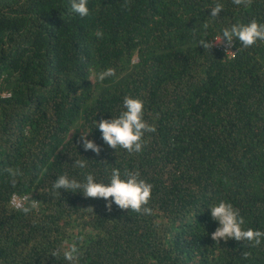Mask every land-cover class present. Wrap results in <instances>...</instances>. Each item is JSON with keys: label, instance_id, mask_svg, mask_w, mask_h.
I'll return each mask as SVG.
<instances>
[{"label": "trees", "instance_id": "trees-1", "mask_svg": "<svg viewBox=\"0 0 264 264\" xmlns=\"http://www.w3.org/2000/svg\"><path fill=\"white\" fill-rule=\"evenodd\" d=\"M218 2L224 10L209 20ZM88 5L81 18L71 0H0V264H68L52 252L73 241L78 264H183L168 253L171 241L186 264H264V241L217 244L207 208L226 199L245 228L264 230V42L197 44L223 26L264 21V0ZM109 67L117 75L98 81ZM125 95L145 101L155 128L139 154L115 152L93 127ZM92 130L99 156L80 141ZM79 155L87 168L72 166ZM113 166L153 184L151 215L53 188L65 173L107 181ZM13 195L35 201L32 211L15 210Z\"/></svg>", "mask_w": 264, "mask_h": 264}, {"label": "clouds", "instance_id": "clouds-1", "mask_svg": "<svg viewBox=\"0 0 264 264\" xmlns=\"http://www.w3.org/2000/svg\"><path fill=\"white\" fill-rule=\"evenodd\" d=\"M237 3L240 0H236ZM71 9L79 17L84 18L89 15L90 9L88 0H71ZM224 6L221 3L210 8L209 20L220 18ZM209 24L206 22L203 28L207 30ZM104 33L97 30V38H101ZM238 40L243 48H249L258 42H264V21L250 20L247 23L235 22L219 29V33L213 35L211 41L205 35L197 41L204 49L213 47L214 43L224 42L229 47L233 41ZM117 70L109 67L96 75L98 81H105L108 78L115 77ZM12 95L11 92L8 93ZM94 130L100 133V139L105 145L117 151L123 149L129 154L142 153L146 146L145 134L155 131V128L148 124L145 119V101L133 95H125L117 114L111 115L109 119H95L93 121ZM88 131L80 137V141L85 152L91 151L97 156L102 151V146L95 140L88 139ZM77 151V150H76ZM80 156V155H79ZM81 159H74V168L85 169L88 167L89 160L80 156ZM107 165V164H106ZM10 175L16 177L20 175L19 170L9 169ZM53 188L61 196V192L81 193L85 198L103 199L106 201V207L111 210L115 205L121 210H130L141 214H152V209L148 207L153 194V184L142 178L138 171L125 170L123 173L119 167L113 166L110 178L105 181L97 178L95 172H89L86 178L81 181L74 176L65 173L57 176L53 182ZM31 206H25L26 204ZM35 201L29 200L27 196L13 195L11 205L15 210H22L27 214L32 211ZM191 206V205H190ZM206 207V206H203ZM208 210L211 218L217 223V227L211 234V238L219 244L221 241H242L250 245H260L264 241V230L245 228V219L240 210L232 202L226 199H219L217 202L209 205ZM63 253V258L68 264H78L81 259V249L78 242L73 241L69 248L59 247L52 252L53 257H59ZM168 253L176 259L177 262L186 264L183 256H180L177 249L173 246V241L169 245ZM244 255H248L244 253Z\"/></svg>", "mask_w": 264, "mask_h": 264}, {"label": "built area", "instance_id": "built-area-1", "mask_svg": "<svg viewBox=\"0 0 264 264\" xmlns=\"http://www.w3.org/2000/svg\"><path fill=\"white\" fill-rule=\"evenodd\" d=\"M213 46H215V47H219V48H226L227 47V45L224 43V42H219V43H214L213 44Z\"/></svg>", "mask_w": 264, "mask_h": 264}]
</instances>
